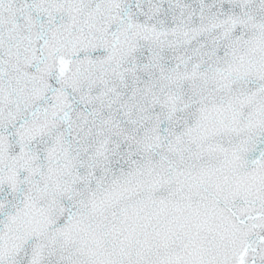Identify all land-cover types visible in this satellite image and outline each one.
Listing matches in <instances>:
<instances>
[{
  "label": "snow or ice",
  "instance_id": "obj_1",
  "mask_svg": "<svg viewBox=\"0 0 264 264\" xmlns=\"http://www.w3.org/2000/svg\"><path fill=\"white\" fill-rule=\"evenodd\" d=\"M0 264H264V0H0Z\"/></svg>",
  "mask_w": 264,
  "mask_h": 264
}]
</instances>
